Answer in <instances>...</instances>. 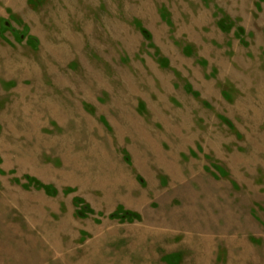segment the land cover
<instances>
[{
    "label": "rangeland",
    "instance_id": "1",
    "mask_svg": "<svg viewBox=\"0 0 264 264\" xmlns=\"http://www.w3.org/2000/svg\"><path fill=\"white\" fill-rule=\"evenodd\" d=\"M0 264H264V0H0Z\"/></svg>",
    "mask_w": 264,
    "mask_h": 264
},
{
    "label": "trees",
    "instance_id": "2",
    "mask_svg": "<svg viewBox=\"0 0 264 264\" xmlns=\"http://www.w3.org/2000/svg\"><path fill=\"white\" fill-rule=\"evenodd\" d=\"M218 24H219V26H223V28L226 27V25L221 22V19L218 20ZM141 32L144 35V37H146V38L149 37V34H148V32L146 30L141 29ZM31 181H33L36 184V186L37 185L39 187L41 186L45 190V192H47V193H50V194L52 193L53 194V193L56 192L54 189H52L48 185L39 183L38 180H36V179L31 178ZM74 201H75V203H79V202H81V199L80 198H75ZM86 212H92V209H90L87 205H82V206L79 207V209L76 210V214L78 216H85ZM117 215H118L117 212H113V213H111L109 215V217L114 218V217H117ZM132 215L133 214L131 212L126 211V210H123L121 212V214H119L120 218H127V219H131Z\"/></svg>",
    "mask_w": 264,
    "mask_h": 264
}]
</instances>
